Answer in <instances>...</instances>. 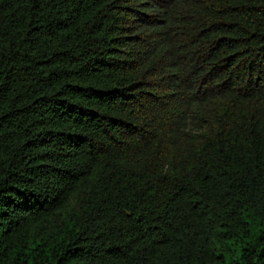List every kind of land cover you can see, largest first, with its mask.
Listing matches in <instances>:
<instances>
[{
	"label": "trees",
	"instance_id": "16d2710c",
	"mask_svg": "<svg viewBox=\"0 0 264 264\" xmlns=\"http://www.w3.org/2000/svg\"><path fill=\"white\" fill-rule=\"evenodd\" d=\"M0 264H264V0H0Z\"/></svg>",
	"mask_w": 264,
	"mask_h": 264
}]
</instances>
